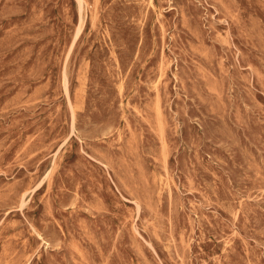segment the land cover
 I'll use <instances>...</instances> for the list:
<instances>
[{
  "label": "rangeland",
  "instance_id": "rangeland-1",
  "mask_svg": "<svg viewBox=\"0 0 264 264\" xmlns=\"http://www.w3.org/2000/svg\"><path fill=\"white\" fill-rule=\"evenodd\" d=\"M0 264H264V0H0Z\"/></svg>",
  "mask_w": 264,
  "mask_h": 264
},
{
  "label": "bare ground",
  "instance_id": "bare-ground-1",
  "mask_svg": "<svg viewBox=\"0 0 264 264\" xmlns=\"http://www.w3.org/2000/svg\"><path fill=\"white\" fill-rule=\"evenodd\" d=\"M79 2H80V0H78ZM85 4V3H84ZM82 9V8H81ZM81 17V19L79 20V23H78V26H77V28H76V30L78 31H76V33L77 34H79L80 32H81V30H82V27H83V17L82 16H80ZM77 34H75L76 36H78ZM105 34V33H104ZM75 36V37H76ZM65 80V79H64Z\"/></svg>",
  "mask_w": 264,
  "mask_h": 264
}]
</instances>
